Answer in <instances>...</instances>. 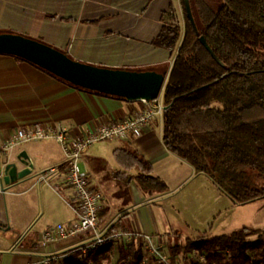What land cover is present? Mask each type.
<instances>
[{
	"label": "crops",
	"instance_id": "crops-1",
	"mask_svg": "<svg viewBox=\"0 0 264 264\" xmlns=\"http://www.w3.org/2000/svg\"><path fill=\"white\" fill-rule=\"evenodd\" d=\"M171 5L180 11L179 0H0V31L17 32L40 40L84 63L110 68L153 69L167 78L173 57L167 49L152 45L151 40L161 28V14ZM139 105L136 101L74 87L27 60L0 54V148L8 134L19 127L34 123L60 124L66 128L70 139L96 129L105 120L124 118ZM162 135L163 120L156 118L137 136L99 141L102 146L92 145L84 151L80 161L82 170L89 174L91 184L102 195L104 211L98 217L97 232L105 231L123 213L127 216L121 222L133 230L131 218L133 220L132 215L137 210L138 231L149 234L152 227L147 226L136 207L147 206L151 199L164 194L147 198L131 182V204L121 212L120 202L113 195L114 183L107 179L104 170L97 169V160L105 161L109 169L118 168L108 157L114 148L135 149L151 164L152 174L167 184L170 174L180 176V182L186 176L197 175L192 165L188 166L184 159L166 149ZM0 161L3 165L15 166L13 178L5 182L0 177V190L23 197L18 213L27 215L30 212L28 200L39 201L41 205L40 215L33 221L28 234L11 254L0 256V264H37L44 255L65 253L86 241L78 236L57 240L46 247L38 246L42 230L58 223L68 225L75 220L69 205L71 191L63 184L66 157L55 139L21 143L7 153L0 149ZM50 167H54L55 172L45 180L39 179ZM183 168H187V173H182ZM111 207L114 208L112 213ZM14 211L17 213L16 209ZM41 222L40 227H36ZM155 243L161 247L167 244L162 240ZM116 258L115 254L111 264Z\"/></svg>",
	"mask_w": 264,
	"mask_h": 264
},
{
	"label": "trees",
	"instance_id": "trees-1",
	"mask_svg": "<svg viewBox=\"0 0 264 264\" xmlns=\"http://www.w3.org/2000/svg\"><path fill=\"white\" fill-rule=\"evenodd\" d=\"M179 2L180 11L171 5L161 14V28L151 40L173 57L162 92L167 106L163 143L233 204L264 199V14L246 5L237 9L231 0H188L192 22L184 1ZM112 155L118 168L97 160V169L114 183L121 212L131 204V182L147 198L166 192L165 182L135 149L116 147ZM103 211L101 207L98 217ZM125 216L103 235L130 230L121 222ZM168 251L171 264H264V229L242 226L215 236L204 233L168 245ZM67 254L60 264H111L115 254L113 264H164L147 257L138 238L90 247L82 243Z\"/></svg>",
	"mask_w": 264,
	"mask_h": 264
},
{
	"label": "rangeland",
	"instance_id": "rangeland-1",
	"mask_svg": "<svg viewBox=\"0 0 264 264\" xmlns=\"http://www.w3.org/2000/svg\"><path fill=\"white\" fill-rule=\"evenodd\" d=\"M231 3L237 9H242L246 5L249 10L264 14L261 0H231ZM157 98L163 105L162 92ZM157 118H162V115ZM92 145L103 144L96 142ZM108 157L111 164L117 167L112 155L109 154ZM79 165L83 169L81 163ZM186 169L183 168L182 173H187ZM168 177L169 183L165 182L167 190L161 197L151 199L147 206L140 204L136 207L140 210L143 221L147 226L150 224L152 227L149 234L152 235L154 243L160 240L167 243L161 247L163 253L168 255V245L185 243L186 239H193L204 233L207 236H215L242 226L264 229V199L233 204L231 199L203 174L186 176L181 180L183 182L179 181L180 176L174 177L170 174ZM28 186H20L14 191H20ZM37 187L38 184L35 189ZM7 191L0 190L1 257L8 256L17 248L18 243L26 233L28 234L27 231L41 212L39 201L28 200L27 206L30 207V212H27V215L18 213L19 204H23V197ZM113 210L114 208L111 207V213ZM132 216L131 227L133 231H138V211L136 210L135 215ZM41 224L42 222L36 227H40Z\"/></svg>",
	"mask_w": 264,
	"mask_h": 264
},
{
	"label": "built area",
	"instance_id": "built-area-1",
	"mask_svg": "<svg viewBox=\"0 0 264 264\" xmlns=\"http://www.w3.org/2000/svg\"><path fill=\"white\" fill-rule=\"evenodd\" d=\"M136 102L140 105L124 118L105 120L96 129L70 139L66 128L60 124L34 123L27 127H19L8 134L0 148L3 153L21 143L53 138L59 143L66 157L63 184L71 191L69 205L75 214V220L68 225L58 223L42 230L38 237V246L46 247L57 240L78 236L86 239L83 242L84 247L101 244L106 240L129 241L138 238L147 251V257L153 256L157 263L171 264L168 255L162 252L161 246L155 244L152 235L146 232L122 229L108 236H104L103 231L97 232L102 195L91 184L89 174L79 165L82 154L93 143L137 136L144 128L151 126L157 116L163 115L164 104L162 105L158 98ZM54 172L55 168L50 167L39 176V179L45 180ZM67 255V252L44 255L37 264H60Z\"/></svg>",
	"mask_w": 264,
	"mask_h": 264
},
{
	"label": "water",
	"instance_id": "water-1",
	"mask_svg": "<svg viewBox=\"0 0 264 264\" xmlns=\"http://www.w3.org/2000/svg\"><path fill=\"white\" fill-rule=\"evenodd\" d=\"M183 1L187 16L193 22L189 2ZM0 54L23 58L74 86L131 102L157 98L166 82V75L156 70L110 68L84 63L58 48L20 33L0 32ZM166 108L164 105V110ZM14 169L13 164L3 165L0 161V177L5 182L13 178Z\"/></svg>",
	"mask_w": 264,
	"mask_h": 264
}]
</instances>
